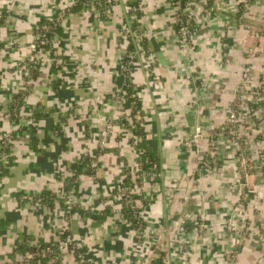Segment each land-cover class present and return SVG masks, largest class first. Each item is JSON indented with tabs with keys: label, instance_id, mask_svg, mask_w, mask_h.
Masks as SVG:
<instances>
[{
	"label": "crops",
	"instance_id": "1",
	"mask_svg": "<svg viewBox=\"0 0 264 264\" xmlns=\"http://www.w3.org/2000/svg\"><path fill=\"white\" fill-rule=\"evenodd\" d=\"M70 2L0 0V135L9 128L19 129L7 172L0 176V264H12L15 250L25 240L34 244L57 241L66 229L83 246L81 257L69 250L59 261L42 258L41 264L127 263L136 244L135 231L125 212L111 211L113 204L122 201L116 192L110 196L126 178V171L133 174L138 168L144 149L133 142L136 129L118 118L113 95L125 78L141 103L144 143L161 169L156 181L147 186L150 196L142 207L145 225L167 227L172 234L176 220L184 219L187 208L197 213L201 210L204 196L208 197L206 209L218 222L214 212L227 208L235 193L238 177L234 162L224 153L215 156L211 172L205 173L192 196L189 176L195 166L194 141L189 138L200 127L204 136L212 137V143L218 139L215 132L221 122L217 109L234 103L246 60L240 48L224 39V30L215 26H220L219 21L186 45L175 27V9L167 0H149L151 11L143 15H128L123 3L106 12L85 5L59 20L56 56L48 53L50 61L29 76L15 71L20 57L29 56L26 44L36 36L38 23L57 19ZM130 27H138L145 49L157 60L138 59L126 74L122 55L129 48L125 29ZM259 35L250 41L264 45V32ZM236 38L241 41V36ZM8 43L20 48L9 53ZM196 80L206 84L201 93L195 91ZM27 83L31 87L20 109V121L13 126L10 103ZM128 104L130 100H126ZM37 108L45 113L38 120L33 117ZM109 122L113 129L100 151L99 138ZM202 138L198 142L201 151L211 144ZM97 149L93 172L82 174L73 185L71 177L81 158ZM174 183L179 188L173 197ZM211 239L217 242L215 248L218 246L214 252L222 251L223 257L227 248L220 228ZM249 252L245 249L244 255ZM210 258L206 254L209 264L220 260L217 254ZM238 264L246 263L240 259Z\"/></svg>",
	"mask_w": 264,
	"mask_h": 264
},
{
	"label": "rangeland",
	"instance_id": "2",
	"mask_svg": "<svg viewBox=\"0 0 264 264\" xmlns=\"http://www.w3.org/2000/svg\"><path fill=\"white\" fill-rule=\"evenodd\" d=\"M115 1L114 5L119 3L126 5L128 8L126 10L129 11L128 15H136V13L143 15L151 11L149 0ZM167 1L168 5L175 9V16L185 14L186 16L183 18H193L192 24L198 33L205 27L213 25L215 21H219L220 26H215L222 29V32L224 30V39L228 40L229 38L236 47L241 49L242 55L246 56L234 94V100L239 98L242 103H238L237 108H233L231 103L217 109L219 110L217 116L221 122L218 131L215 132L218 139L212 143L213 140H210L209 134H205L206 136L202 139L211 143L207 145L206 150H200L198 142L201 138L198 142L194 141L191 144L195 148L193 149L195 150L194 155L196 154L195 157L192 156L195 166L189 175L191 177V196L195 195V191L199 189L205 173L211 172L212 165L217 161L215 156L218 155V152L224 153L223 156H227L228 160L234 162V170L238 179L230 205L219 212L214 210L218 222L213 221L210 212L206 209L205 201L208 197L204 196L200 200L202 201L200 203L201 210L197 213L192 207L187 208V212L182 215L185 220H181V218L176 220L172 234L170 231L168 232L169 228L167 227L145 225L142 231V241H135L136 244L130 252L133 257L128 254L129 259L126 264H154L153 260L161 261L159 264H209L205 260L206 254L211 257L210 260L217 254L220 257L217 264H238L240 259H244L246 264H251L252 261H254L253 264H264V45L250 41L260 38L259 34L264 32V0H214L213 4L209 6L207 0H189L190 4L185 0H175L177 6L171 3L172 0ZM240 5L244 7L242 13L239 12ZM181 9L183 12L180 11ZM237 35L241 36V41H238ZM257 35H259L258 38ZM51 36L58 39L54 35ZM262 40L264 41V38ZM258 41L261 43L260 40ZM6 45L9 47H5L9 53L17 52L20 48L17 43ZM26 47L30 50L29 56L22 60L20 57V64L15 68V71L18 70L24 76H29L30 71L26 72L28 58L32 60L39 58L41 66L42 64L46 65V62L50 61V57L47 54L48 48H45L43 43H38L36 36L32 37ZM145 51L149 50L145 49ZM151 53L149 51V55H141L138 59L143 58L152 63L156 62L157 57ZM225 57L228 58V56ZM230 60L228 61L230 62ZM237 69L239 68L237 67ZM115 104L119 109L120 105H125V101L122 100ZM108 124L113 125L112 122ZM108 124L106 132L99 138V142L102 140L106 142L107 137L111 134L113 128H109ZM9 129L5 134L12 132L11 128ZM2 135H0V139ZM218 142L222 143L223 148ZM5 162L6 166L8 162ZM136 170L134 172H137ZM135 179L137 180V176L134 173L130 179L132 184L136 183L132 186L135 189L134 193L137 195L142 187L144 196L149 197L147 186L150 181L147 177H142V186L135 182ZM172 187H174L172 191L174 197L179 185L174 183ZM197 194L200 195L199 192ZM116 197L119 200L122 198L118 192ZM122 203L113 204L112 211L122 213L124 210ZM137 204L142 213L143 204L140 200L137 201ZM185 221L189 226L184 225ZM186 227L191 228V231H186L188 230ZM219 228L226 239L227 252L223 257H221L222 251L214 252L218 246L215 248L217 242L211 239ZM62 248L63 252L71 250L67 244H62ZM245 249H250L248 255L247 253L244 255ZM257 254L258 256H256ZM89 264H93L92 261Z\"/></svg>",
	"mask_w": 264,
	"mask_h": 264
},
{
	"label": "built area",
	"instance_id": "3",
	"mask_svg": "<svg viewBox=\"0 0 264 264\" xmlns=\"http://www.w3.org/2000/svg\"><path fill=\"white\" fill-rule=\"evenodd\" d=\"M76 0H71L70 4H68L65 8L62 9V12L60 13V15H58L57 19H55V21L59 24V20L63 19L70 11H71V7L72 5H74ZM174 5H176L177 3L175 2V0H172ZM115 0H89L90 5L89 6H93L95 8H97L99 11L101 12H105L106 10H108L112 5L115 4ZM186 3L190 4L189 0H185ZM177 6V5H176ZM100 8H102L100 10ZM181 12H183V9L180 10ZM186 16L185 14H181V15H177L175 16V24L179 25V28L176 29L178 34H179V38L180 40L185 43L186 45H189L191 43V41L196 37L198 31L195 30V28L193 27V18L191 19V17H184ZM40 26H36V28L38 29V32H36V41L38 43H43L45 48H48L47 54H50V57L53 53L54 56H56V51H54L55 48V44H56V39H54L53 36H50L48 34L49 31H47L46 36H44L43 38L41 37V29L39 28ZM43 30H48V26L47 25H43L41 27ZM125 35L127 36V38L129 39L130 42H132L135 46V49L130 51V52H126L124 55H126L127 53L129 54V56L131 58H137L139 56H144L146 55V51L144 48V44H143V36L142 34L137 30V27H130L125 29ZM54 39V40H53ZM189 43V44H188ZM48 44L51 45V47L53 48V50H51V47L48 46ZM34 48V46H32ZM122 59H123V55H122ZM137 60H130L127 62L126 65H124V71L127 74L130 69L132 68V65L136 62ZM39 64L40 67V59L38 58L35 60L29 59L27 61V67H26V72L30 74L32 73L33 69ZM29 74V75H30ZM130 81L128 80V78H125L123 80V82L115 89L114 92V100L115 103L121 102L122 100L125 101L129 100V94L127 91V88L130 86ZM206 86L205 82L201 81L198 82L196 80L195 83V91L196 93H201L202 90L204 89V87ZM240 99L238 98L237 100H234V103L231 105L233 108H237L238 103H240ZM242 103V102H241ZM120 111L119 113V120L122 122H125L126 124H128L131 128L136 129V125L134 123L135 119L137 121H139V123H142V116L140 114V111L138 109H136V107L134 106L133 103H131L130 105L128 104L126 105H120L119 109ZM233 111V109H232ZM231 121V119H230ZM109 128H112L111 124H108ZM12 133V132H11ZM11 133H4L2 135V138L4 139V141L2 143H0V148L4 147L5 145H7L8 143L12 142V135ZM204 136L203 130L200 127H197L194 134H192L189 138V140L191 139V141H199L200 138H202ZM11 138V139H9ZM139 137L135 136V140H133L134 144L136 145V143L139 141ZM106 145L105 140H102L101 142H99V148L100 151H103L104 147ZM142 151V150H141ZM10 158V153H3L1 156V160L3 161V164L6 163L5 161H9ZM250 162V161H249ZM204 163V162H203ZM252 164V162H251ZM156 166V165H155ZM140 166L138 165V168L136 171H138L140 168ZM2 168L0 166V172H1ZM136 174V172H133V174ZM137 175V180L135 179V182H138L139 185L142 186V177H147V179L152 182L151 180L157 176L155 169L153 168H148V169H141L140 172ZM136 183H133L130 181L129 183H124L122 184L119 188H118V194L120 193L122 198V202H123V207L124 210L123 212H125V209L127 207V205L129 204H135V207L137 209L138 214H140L142 216V213L140 212L139 208H138V204L137 201L142 199L147 198V196H144V192H143V188L141 187V191H139V193L136 195L134 193L135 189L132 187L133 185H135ZM116 192V193H117ZM144 196V197H143ZM141 198V199H140ZM142 203V202H141ZM143 217V216H142ZM144 219V218H143ZM141 228V226H140ZM138 229V230H134L135 231V236L137 238H139L142 241V231L143 229ZM25 244V249L20 250V249H16L15 250V257L12 261V264H41L40 260L42 258H48L49 260H51L52 262H56L59 261L62 257H63V248H62V244H67V247H70L72 251H74L75 249L80 248L79 243L75 242V240L73 239V237H71L70 235L62 241H59V245L58 248L56 250V244L52 243L50 246L47 247H42L39 243H32V241L30 240H25L24 241ZM49 254H54L52 257H49Z\"/></svg>",
	"mask_w": 264,
	"mask_h": 264
},
{
	"label": "trees",
	"instance_id": "4",
	"mask_svg": "<svg viewBox=\"0 0 264 264\" xmlns=\"http://www.w3.org/2000/svg\"><path fill=\"white\" fill-rule=\"evenodd\" d=\"M214 0H207V4L212 5ZM89 6V0H76L74 5H72L71 7V11L73 10H77L83 6ZM240 8V13H242L244 11V7L243 5L239 6ZM102 8H100L101 10ZM242 11V12H241ZM43 25H47L48 26V30H43L41 27ZM38 26H40L39 28L41 29V37L43 38L44 36H46L47 31L48 34L54 35L57 37V34L60 35V25L55 21V19H48V20H43L40 23H38ZM176 29L179 28V25H175ZM138 30V27H137ZM139 31V30H138ZM36 32H38V29L36 28ZM140 32V31H139ZM48 46L51 47L50 44H48ZM135 49V46L132 42H130L129 44V48H128V52L132 51ZM51 50H53V48L51 47ZM130 60H137V58H131L129 56V54L127 53L126 55H123V59L122 62L124 65L127 64L128 61ZM39 69V64L33 69L32 73L37 72V70ZM31 73V74H32ZM33 77L35 75H32ZM28 80V78H27ZM31 85L27 83L26 87H24L22 90L18 91L17 93H15L12 97V101L10 103V116L12 119V124L13 126H18L19 121H20V109L21 106L23 105L24 99L28 93V91L30 90ZM128 94H129V100L131 103L134 104V106L136 107V109L140 110L141 107V103L140 101L134 96V91H133V87H132V83H130V86L127 88ZM45 113L42 112V110L40 108L35 109V111L33 112V117L38 120L40 119L42 116H44ZM135 125H136V135L139 137V141L136 143V146H141L143 147L144 151L140 152V162H139V170L136 172V174H138L140 172V170L143 169H148V168H153L155 169L156 174L159 173L161 171L160 169V162L158 159L155 158V155L152 151L149 150V148L145 145V141H144V136H145V131L143 129V125L142 123H139V121H137L135 119L134 121ZM19 132V129H15V131H12L11 135H12V139L15 138V134ZM141 137V138H140ZM212 137H210L211 139ZM4 141V139L1 137L0 139V143H2ZM13 142V140H12ZM12 142L8 143L7 145H5L4 147L0 148V166L2 168L1 172H0V176L4 175L7 172V165L5 166L3 164V161L1 160V156L3 153H10L11 154V146H12ZM98 149L94 154L90 153H86V155H84L79 164L78 167L75 171V174L71 177V182L73 185H77L79 177L82 174L85 173H92L93 172V168L94 165L93 163L95 162L97 155H98ZM156 165V166H155ZM137 176V175H136ZM133 177V174L130 171H126V178L123 180V182L120 184V186L122 184L129 183L130 179ZM157 176H155L151 181L155 182L156 181ZM119 186V187H120ZM117 190H115L114 192H112V195L110 196V198H112L113 194L115 192H117ZM42 199V198H41ZM142 204H146L147 203V198L142 199L141 200ZM112 211V210H111ZM125 215L127 217V219L130 221L132 227L134 228V230H138L141 226L140 229H143L145 227V220L143 219V217L138 214L137 209L135 207V204H129L127 205L126 209H125ZM100 219H102V216H100ZM186 229H188V227H186ZM70 235L69 229H66V231H64L61 235L59 240L57 241H50V242H41L40 245L42 247H47L50 246L52 243L56 244V250L58 248L59 245V241L65 240L68 236ZM29 238V237H28ZM136 239V241L140 242L141 240L139 238H137L136 236L134 237ZM30 239V238H29ZM17 249L23 250L25 249V244L21 243ZM83 246H80V248L75 249L74 250V254L76 255V257H81V253L83 252ZM58 251V250H57ZM54 254H49V257H52ZM154 264H159L161 263V261H156L153 260ZM15 264V263H13Z\"/></svg>",
	"mask_w": 264,
	"mask_h": 264
}]
</instances>
